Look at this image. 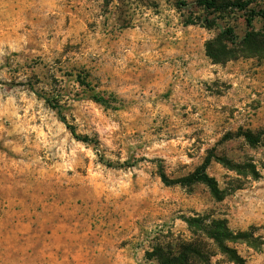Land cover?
I'll return each instance as SVG.
<instances>
[{
  "label": "rangeland",
  "instance_id": "obj_1",
  "mask_svg": "<svg viewBox=\"0 0 264 264\" xmlns=\"http://www.w3.org/2000/svg\"><path fill=\"white\" fill-rule=\"evenodd\" d=\"M247 14L216 19L199 0H0V264H156V245L196 237L192 217L253 242H228L238 263L206 239L195 264H264V56L206 51L228 28L243 38ZM208 156L221 200L159 175Z\"/></svg>",
  "mask_w": 264,
  "mask_h": 264
},
{
  "label": "trees",
  "instance_id": "obj_2",
  "mask_svg": "<svg viewBox=\"0 0 264 264\" xmlns=\"http://www.w3.org/2000/svg\"><path fill=\"white\" fill-rule=\"evenodd\" d=\"M256 2L257 0H199L200 5H202L206 11L219 16L216 17V19H223L224 16L232 10H245L248 12L246 17L248 30L243 38L240 39L237 35H234L232 28H228L220 32L214 39L207 42V54L214 62H224L238 57L264 56V28L256 30L254 27V20L256 17L264 19V7L256 5ZM216 19L214 20L216 21ZM213 24L214 23H210L208 27H211ZM94 98L98 102H107L105 97L95 96ZM58 112L61 118L66 121L65 116L61 113L62 111L59 110ZM68 126L79 140L84 142L90 140L88 136L81 137L74 127ZM244 137L251 144L261 142V137L253 132L244 134ZM211 161V157L208 156L204 163L198 166L195 171L178 179H170L163 167H160L159 175L166 184L175 183L183 186H191L197 183L204 184L209 188L214 197L221 200L228 193L229 189L221 188L218 180L209 174L208 166ZM223 162L230 169L235 170L239 175L246 177L250 176L252 178L261 176L255 163L246 161L244 164H234L229 161ZM240 186L241 185H234L232 190L240 188ZM189 223L195 230L194 234L196 237L194 239L177 243V249L175 251L170 250V252L156 245L150 255L153 258L150 259L156 260V264H195L197 259H204V254H206L204 248L207 246L205 241L206 239H210L221 252L227 254L232 260L239 263L241 260L240 257L236 254L235 249L228 245V242H235L238 238H244L250 244H253V242L246 239V233H241L240 236L235 235L228 227L225 219L208 220L206 218L200 219L198 217H192Z\"/></svg>",
  "mask_w": 264,
  "mask_h": 264
}]
</instances>
